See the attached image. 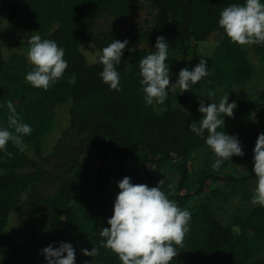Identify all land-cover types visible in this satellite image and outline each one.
Returning a JSON list of instances; mask_svg holds the SVG:
<instances>
[{
	"label": "trees",
	"instance_id": "1",
	"mask_svg": "<svg viewBox=\"0 0 264 264\" xmlns=\"http://www.w3.org/2000/svg\"><path fill=\"white\" fill-rule=\"evenodd\" d=\"M144 1L155 11L152 27L131 32L115 29L94 37L95 17L109 13L122 21L131 14L133 0H0V29L4 24V7L13 18L11 30L3 38L6 45L0 40V75L8 61L27 54L28 40L34 32L63 48L68 63L62 78L51 86L65 88L60 97L51 100L46 90L33 88L25 81L31 64L16 83L19 92L31 99L37 109L52 101L53 113L23 151L11 141L7 145L11 157L0 151V264L24 262L22 242L31 240V236L24 228L12 229L11 225L21 211L22 197L29 192L36 203H43L48 224L46 241L40 246L41 264H47L42 250L49 245L59 247L61 243L73 246L75 264H122L114 253L101 247L103 238L99 233L110 227L107 221L113 215L120 191L118 182L124 177L149 188L163 179L162 190L173 193L169 199L191 213L186 240L182 246H176L179 254L170 264H264V207L257 206L247 217L224 223L214 216L209 205L190 206L194 195L207 193L215 182L244 183L256 179L254 148L239 136V116L244 114L233 89L234 85L250 80L252 69L242 46L233 43L218 24L226 6L243 4L245 0ZM215 32H220L222 38L212 46L209 42ZM157 37H164L169 44L166 64L170 81L178 78L181 69L195 68L200 59L207 61L212 81L202 78L184 93L170 87L164 104L147 105L138 62L155 51ZM113 40L128 41L120 65L116 66L120 91L110 90L102 82L99 74L103 66L93 55L102 53ZM134 42L146 43L149 48H140ZM72 74L76 82L66 84L64 79ZM226 95L229 103L235 101L237 105L235 115L224 116V125L217 130L237 136L244 155L231 157L221 165L222 173L204 176L200 188L188 192L189 158L211 154L213 163L217 159L205 143L207 130L203 136H197L189 131V126L202 119L198 111L201 99L207 106L218 104ZM248 103L264 133V88L257 96H251ZM73 129L87 134L93 153L84 161L72 159L55 195L40 198L33 188L47 178L41 165ZM110 156L120 163L119 168L103 166ZM174 161H178L179 179L159 170L163 164ZM232 166L243 168V174L225 171ZM28 167L31 172H22ZM93 247L99 249L98 255H83L82 249Z\"/></svg>",
	"mask_w": 264,
	"mask_h": 264
},
{
	"label": "clouds",
	"instance_id": "2",
	"mask_svg": "<svg viewBox=\"0 0 264 264\" xmlns=\"http://www.w3.org/2000/svg\"><path fill=\"white\" fill-rule=\"evenodd\" d=\"M219 26L227 37L240 46L264 44V3L261 0H245L243 4L232 3L220 13ZM26 58L33 66L25 76V81L33 88L48 90L60 80L68 67L64 59V49L49 39H42L38 32L30 35ZM128 41L113 40L101 52L95 53L103 66L99 74L102 82L110 90L120 91V74L116 66L120 65L123 52ZM169 44L164 37H157L155 51L140 59V84L147 105L164 104L168 97V89L179 88L182 93L188 92L190 85H195L208 75L207 61L200 59L192 70L187 67L180 70L174 85H170L168 58ZM134 51V49H129ZM69 84L76 82L75 74ZM228 95L219 103L205 106L200 100L198 111L202 119L193 121L189 131L203 136L207 130L206 145L217 157L212 164L213 170L233 156H243L242 146L235 135H228L223 130L224 116L232 117L237 107L235 101L228 102ZM180 107V106H179ZM8 128H0V151L11 157L7 145L11 141L21 151L26 147L22 137L29 135L31 126L21 122L11 101L7 102ZM185 113L186 110L182 109ZM222 117V118H221ZM12 129V131L9 130ZM253 172L256 186L251 198L253 205L264 207V133L256 141L253 157ZM164 180L149 188L146 184H133L131 178L124 177L118 182L119 194L116 197L113 215L99 235L103 238L101 247L114 253L122 264H170L178 256L177 247L182 246L191 213L181 209L169 195L163 191ZM169 189L173 185H168ZM83 255L95 257L99 249H82ZM47 264H75V250L70 243H61L59 247L49 245L42 250ZM66 254V255H65Z\"/></svg>",
	"mask_w": 264,
	"mask_h": 264
},
{
	"label": "rangeland",
	"instance_id": "3",
	"mask_svg": "<svg viewBox=\"0 0 264 264\" xmlns=\"http://www.w3.org/2000/svg\"><path fill=\"white\" fill-rule=\"evenodd\" d=\"M261 3H264L261 0ZM155 11L153 7L144 0H133V9L131 14L122 21L116 20L109 13H104L95 17L92 20L93 36L101 37L112 30L122 29L124 31H141L153 26ZM13 25L11 12L7 7H4V24L0 29V40H3L5 35L10 32ZM222 38L220 32H215L209 44L212 46ZM5 43V42H4ZM138 47L148 49L146 43L134 42ZM6 45V43H5ZM246 55L247 61L250 63L252 75L250 80L245 84H237L233 86L237 96L236 101L239 110L243 115L239 116L241 127L239 136L246 138L247 146L255 148L258 136L263 133L262 129L256 124L255 114L250 109L248 99L257 96L261 89L264 88V44L245 45L242 46ZM7 54V53H6ZM94 56L95 53H93ZM177 57H181L179 51L176 52ZM7 57H9L7 55ZM30 63L26 58V53H22L16 59L8 61L2 74L0 75V128H8V109L7 102L11 101L16 109L17 114L21 117V122L31 126V133L22 137L23 144H28L37 131L43 129L52 119V101L45 108L37 109L33 105L31 99L25 98L17 89L16 83L19 81L21 74ZM206 81L211 82L210 72L204 77ZM70 77L64 81L68 84ZM177 78H172L171 85L176 83ZM178 88V87H177ZM174 88V89H177ZM51 100L55 97H60L65 88L56 89L50 87L46 90ZM229 101V99H228ZM233 115H235L233 113ZM239 123V124H240ZM10 131L12 129L9 128ZM58 148L42 163L41 167L46 171L47 178L41 183L34 185L33 190H36L40 198H50L55 195L59 186L60 179L71 165V160L78 158L84 161L92 153V147L87 139V134L80 129H73L59 143ZM196 156L189 158L190 165L189 182L186 191L194 193L201 185L202 178L206 175L222 173V169L213 170L212 155ZM105 168H119L120 163L110 156L103 163ZM156 169L155 165L151 166ZM163 173L179 179L178 161L168 162L163 164L159 169ZM32 168L28 167L22 172H31ZM226 172L243 174V168L230 167L225 169ZM256 179L244 183H228L219 181L213 183L207 193L194 195L190 201V206L194 207L200 204H207L211 208L214 216L224 223H231L237 218L247 217L252 210L259 206L251 203V198L256 186ZM32 192L25 194L22 197L21 211L14 217L12 229L24 228L31 236V240L23 241L24 250L23 264H41L40 246L46 241L48 224L44 216L43 203H36L31 198ZM186 235L184 238L185 242Z\"/></svg>",
	"mask_w": 264,
	"mask_h": 264
}]
</instances>
